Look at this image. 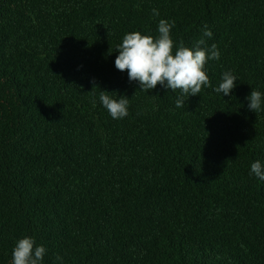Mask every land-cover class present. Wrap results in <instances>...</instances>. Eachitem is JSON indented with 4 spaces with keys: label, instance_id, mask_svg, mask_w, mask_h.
Instances as JSON below:
<instances>
[{
    "label": "trees",
    "instance_id": "trees-1",
    "mask_svg": "<svg viewBox=\"0 0 264 264\" xmlns=\"http://www.w3.org/2000/svg\"><path fill=\"white\" fill-rule=\"evenodd\" d=\"M160 19L221 54L180 108L179 91H140L115 67L123 37L156 36ZM252 89L264 97V0H0V264L25 236L43 264H264ZM101 90L129 115L113 119Z\"/></svg>",
    "mask_w": 264,
    "mask_h": 264
},
{
    "label": "clouds",
    "instance_id": "clouds-1",
    "mask_svg": "<svg viewBox=\"0 0 264 264\" xmlns=\"http://www.w3.org/2000/svg\"><path fill=\"white\" fill-rule=\"evenodd\" d=\"M152 15H160L157 9L152 10ZM175 22L160 19L157 26V35H143L139 31L126 34L122 43L117 46L118 55L115 67L120 72H127L129 82H138L140 91L149 92L157 86L179 91L176 107L184 106V97L197 96L202 88L212 87L206 73V64L209 60H219L220 52L216 44L208 46L206 40L201 38L192 47L185 46L183 40L177 43L172 30ZM213 33L204 25L203 37L211 39ZM237 78L230 71L222 75L219 86L214 90L224 96H230L237 86ZM93 90L99 89L95 81ZM91 92V93H92ZM99 100L113 119H123L129 115L130 99L119 93L100 91ZM248 108L257 113L261 110L264 97L260 91L253 90L247 97ZM250 174L264 181V165L260 161L253 162ZM46 248L37 245L32 237H23L16 241L12 250L11 264H43ZM57 260L62 257L57 256Z\"/></svg>",
    "mask_w": 264,
    "mask_h": 264
}]
</instances>
